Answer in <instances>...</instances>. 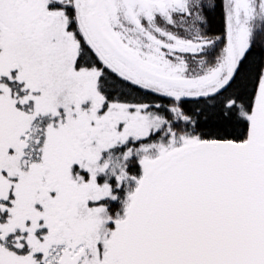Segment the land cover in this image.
<instances>
[{
    "label": "snow or ice",
    "instance_id": "snow-or-ice-1",
    "mask_svg": "<svg viewBox=\"0 0 264 264\" xmlns=\"http://www.w3.org/2000/svg\"><path fill=\"white\" fill-rule=\"evenodd\" d=\"M0 264H264V0H0Z\"/></svg>",
    "mask_w": 264,
    "mask_h": 264
}]
</instances>
